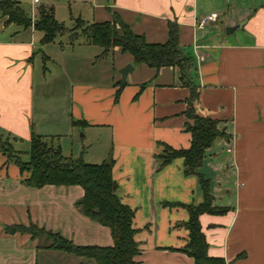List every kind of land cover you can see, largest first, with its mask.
Segmentation results:
<instances>
[{
  "label": "crops",
  "instance_id": "crops-1",
  "mask_svg": "<svg viewBox=\"0 0 264 264\" xmlns=\"http://www.w3.org/2000/svg\"><path fill=\"white\" fill-rule=\"evenodd\" d=\"M103 9L104 17L91 22L109 20L110 11L117 12L148 42H164L168 23L176 24L179 45L193 60L189 78L198 90L195 113L217 119L224 132L205 149L197 169L209 180L212 205L226 209L198 216L207 254L226 264H264V0H112ZM211 13L217 17L201 28L194 25ZM5 19L0 29L13 25ZM229 26L237 27L227 33ZM34 32L39 31L17 26L0 35V136L23 160L31 132L49 137L63 154L53 143L60 121L44 100L47 73L42 65L36 75L35 58L41 53L40 61L57 64L56 75L70 69L75 78L61 124L69 135L74 128L83 130L87 145L63 155L88 163L112 158L116 195L133 210L139 250L133 264H193L181 248L188 235L184 205L203 200L198 177L183 173L181 157L165 165L157 157L162 144L179 149L190 143L185 128L190 119L184 113L190 92L179 70L135 64L118 47L102 53L83 38L47 47L50 42L40 43L41 34ZM127 63L133 69L121 82L118 70ZM37 86L42 103L36 110ZM27 175L0 152V264H49L39 262L38 254L53 253L44 247L49 244L44 236L8 233L9 225L32 222L75 245L112 244L109 228L75 205L81 186L31 187L22 182ZM66 259L52 264H94L81 257Z\"/></svg>",
  "mask_w": 264,
  "mask_h": 264
},
{
  "label": "trees",
  "instance_id": "trees-1",
  "mask_svg": "<svg viewBox=\"0 0 264 264\" xmlns=\"http://www.w3.org/2000/svg\"><path fill=\"white\" fill-rule=\"evenodd\" d=\"M0 14L6 17L5 24L32 27L40 31L42 44L52 42L58 34L67 33L71 40L81 36L86 43L100 46L102 53L118 47L122 53L130 54L135 64L143 63L155 70L161 67H176L179 70L181 83L187 86L190 92L184 112L190 119L185 126L190 133V143L188 147L179 149L162 144V151L157 157L161 159L160 165L181 157L183 173L196 174L202 190V202L197 205H184L188 213V218L184 222L188 235L181 251L192 257L193 264H226L222 257L207 254L208 243L198 219L201 213L220 214L226 209L212 205L209 180L197 171L202 164L205 149L210 147L216 138L224 135V132L217 127V119L195 113L193 101L197 99L198 90L189 78L193 60L179 45L176 24L168 23L167 39L164 42H148L144 35L133 32L131 26L114 11H110L109 20L99 22L86 23L77 17L75 25L69 29L55 19L51 7L39 6L36 15L31 19L18 0H0ZM120 87L121 84L115 91V99ZM0 152L21 172H28L22 179L28 186L41 187L46 184L81 186L83 194L75 201V205L85 216L109 228L112 244L75 245L59 233L45 230L32 222L27 226L18 224L5 226L6 232H28L31 237L42 235L50 239V243L44 247L72 253L91 260L94 264L134 263V257L139 250L134 239L136 230L132 226L133 210L122 203L116 195V182L111 174L113 160L110 156L99 163L85 162L81 156H65L58 145L53 146L45 136L35 132H31L30 135L27 160L20 157L19 152L13 149L7 139L1 141L0 138Z\"/></svg>",
  "mask_w": 264,
  "mask_h": 264
},
{
  "label": "rangeland",
  "instance_id": "rangeland-1",
  "mask_svg": "<svg viewBox=\"0 0 264 264\" xmlns=\"http://www.w3.org/2000/svg\"><path fill=\"white\" fill-rule=\"evenodd\" d=\"M21 7L24 9V11L29 15L34 17L36 15V9L37 7L44 5L47 7H51L53 10V15L55 19L62 23L64 27L67 29L72 28L75 25V19L79 17L84 22L89 23L91 21L101 20L104 15V9L103 6L108 5L109 3H112V0H39V2L36 4V8L32 5V0H18ZM1 14H0V22H1ZM18 25L13 24L11 26H6L3 29H0V35H3L5 33H9L14 29V27H17ZM34 34H41V32H34ZM82 37L77 36L76 40H80ZM69 39V36L67 33L64 34H58L53 42H50L48 46H52L54 48H57L59 43L58 41H61V43H67ZM40 54L36 56L35 58V73L36 75H39V73L42 70V65L45 67V71L47 73L46 77L48 78V81L43 87V90L45 92V96L47 98H44V100L48 103V108L50 110V113L52 114L54 120H57V122L60 121V124L55 128V131H57V136L53 137V143H59L62 147L63 154L69 155L70 153H75L74 146L81 147L83 145H87V138L83 136V130L74 128L72 130V134L69 135L66 132V128L64 127V124L62 123L63 116H64V107L65 103L68 98V90L70 87V81H72L75 78V75L71 72L70 69H63L62 73L56 75V72L58 71L57 64L53 63L51 60L48 61H40ZM103 62H97L96 66L98 65L100 68L103 67ZM106 64V62L104 63ZM102 74V73H100ZM37 78V76H36ZM40 88L37 86L36 88V97H35V105L36 110L37 108H40V104L42 103V98L40 97ZM43 100V101H44ZM1 141L6 140L4 136H0ZM51 139L47 137V141H50ZM95 145V143H94ZM93 145V146H94ZM72 149V150H71ZM162 151V150H161ZM42 236V235H39ZM47 242L50 239H46ZM42 242V237H39V243ZM47 248V247H45ZM51 250L53 253L48 254L46 257L42 256V251L38 254V261L39 262H47L49 264H52L54 262L61 263L63 260H75L78 256H75L72 253L47 248ZM54 254V255H53ZM65 264V263H63Z\"/></svg>",
  "mask_w": 264,
  "mask_h": 264
},
{
  "label": "water",
  "instance_id": "water-1",
  "mask_svg": "<svg viewBox=\"0 0 264 264\" xmlns=\"http://www.w3.org/2000/svg\"><path fill=\"white\" fill-rule=\"evenodd\" d=\"M235 27H237V26H229V27H227V28H226V32L228 33V32H230V31H232ZM132 69H133L132 64H131V63H127V64H125L122 68H120V69L118 70V72H119V74H120V81H121V82L124 81L126 75H127L130 71H132Z\"/></svg>",
  "mask_w": 264,
  "mask_h": 264
},
{
  "label": "built area",
  "instance_id": "built-area-1",
  "mask_svg": "<svg viewBox=\"0 0 264 264\" xmlns=\"http://www.w3.org/2000/svg\"><path fill=\"white\" fill-rule=\"evenodd\" d=\"M38 0H32V2L35 4ZM217 17V14L216 13H211L207 16H204V17H201L199 18L197 21H195V26L196 27H203L205 26V24L209 21V20H212V19H215ZM200 60L202 59L201 56L198 57Z\"/></svg>",
  "mask_w": 264,
  "mask_h": 264
}]
</instances>
